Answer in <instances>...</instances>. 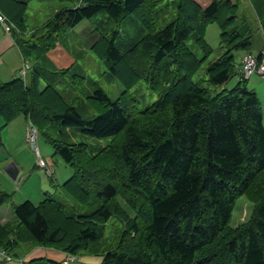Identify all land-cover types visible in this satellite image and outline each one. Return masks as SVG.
<instances>
[{
    "label": "trees",
    "instance_id": "16d2710c",
    "mask_svg": "<svg viewBox=\"0 0 264 264\" xmlns=\"http://www.w3.org/2000/svg\"><path fill=\"white\" fill-rule=\"evenodd\" d=\"M31 1L0 0V13L26 32ZM58 1L65 6L41 34L27 38L10 28L22 58L39 65H31L28 78L0 79V115L4 125L17 116L31 121L72 175L61 186L54 184L55 194L45 193L38 204L24 200L14 206L16 226L0 223V250L18 256L12 250L25 231L36 245L72 256L104 242L99 264H264V108L234 55L252 48L256 31L242 0H207L203 6L173 0L175 14L160 28L156 12L170 0ZM250 3L264 30V0ZM130 15L145 32L125 39L120 23ZM87 19L102 34V48L90 49L106 65L104 79L125 82L116 100L77 70L78 61L54 72L41 65L67 31ZM210 23L220 27V51L211 58L205 41ZM191 37L203 56L188 46ZM139 57L146 60L140 69L129 65ZM200 70L205 75L194 79ZM53 74L70 88L72 101L75 93L99 104L95 115L85 116L71 104ZM232 76L239 80L228 88ZM77 78L83 86H74ZM140 80L158 95L144 109H138L131 91ZM125 95L131 101L125 102ZM74 127L89 138L110 141L93 151L87 141L72 140ZM242 195L256 200L254 214L250 223L233 228L232 213ZM11 199L0 186V206ZM112 217L122 223L114 245L105 235ZM66 231L69 242L57 247ZM28 264L62 263L40 258Z\"/></svg>",
    "mask_w": 264,
    "mask_h": 264
},
{
    "label": "rangeland",
    "instance_id": "374dc122",
    "mask_svg": "<svg viewBox=\"0 0 264 264\" xmlns=\"http://www.w3.org/2000/svg\"><path fill=\"white\" fill-rule=\"evenodd\" d=\"M180 1V0H176ZM185 0H181V5H184ZM200 3V6H203L207 0H195V2ZM209 1V0H208ZM207 1V2H208ZM231 2H235L236 0H230ZM239 1V0H238ZM206 2V3H207ZM177 3V2H176ZM175 3V4H176ZM186 3V2H185ZM166 6H163L162 9L157 10L156 14L160 16V20L158 22V28L163 27L169 19H171L175 14V4L173 0L165 2ZM63 6L64 3L59 2L58 0H32L29 3V7L26 11L25 19L27 29L26 32H20L18 28L15 26L13 22L8 21V17L5 18V21L9 25V28H12L20 33L19 35L26 36L27 38H31L32 35H39L43 32L45 24L53 17V15ZM240 7L244 10H248L251 13L250 19H253L256 27V31L253 35V45L249 50L242 51V56L247 52H255L261 49H264V30H262L259 25V19L254 18V6L250 3V0H242ZM240 10V8H239ZM191 13H195L196 11H191ZM255 14V13H254ZM3 15V14H2ZM258 19V20H257ZM260 26V27H259ZM0 27L2 25L0 24ZM5 30V29H4ZM120 30L122 37L126 38H135L139 33L142 34L145 30L142 29L141 22L133 15L126 17L120 23ZM6 31V30H5ZM11 33L10 31H6ZM102 34L97 29L95 22L93 19H87L80 22L77 26L67 31L66 36L62 41L56 44L54 48L47 52V57L41 63V65H45L49 69L52 68V72L55 69H67L70 66L74 65L76 61H78L81 65L78 66L77 70H84L86 72V76L92 77L97 80L100 86L105 90V92L109 95V97L113 100H116L120 95H122L124 91V83L121 84L118 80H114L112 82H107L103 76L106 71V65L102 60L97 58V56L92 52L90 47L92 45H96L97 50L102 48L101 43L103 40L98 42L100 36ZM205 41L212 48V53L210 58L213 56H217L219 54V42H220V27L217 23H210L205 31ZM188 46L191 50L198 56H203V51L196 44L193 37L188 40ZM259 48V50H258ZM102 50V49H101ZM100 52V51H99ZM49 53V54H48ZM241 51L235 52L236 63L239 66L241 63L240 57ZM5 63L0 66V79L2 81H8L13 78V74H19L20 68L27 64L26 66V74L22 77L28 78L30 75L29 69L31 65H33V61L31 58H28L27 61L24 60V63L21 59V55L17 50L11 49L4 55ZM143 61L146 63V60L143 57L137 58V60L133 63H129V65H134L133 67L141 68ZM24 64V65H23ZM35 65H39L37 62ZM44 66V67H45ZM77 64H75V67ZM143 67V66H142ZM11 69V70H10ZM126 71L130 72L132 75L134 74L131 66H126ZM204 70H200L197 76H204ZM136 75V73H135ZM124 78L129 77L125 72L123 74ZM70 79V78H69ZM52 80L57 85V89L66 96L68 101H71V104L75 105L80 112H82L85 116H94L95 111L100 109V105L86 100L82 96H76L71 100L70 94L68 90L70 89L68 86L63 83H59L60 76L57 74H53ZM237 76H232L231 79L226 83V86L232 87L238 81ZM74 81V80H69ZM132 82V81H131ZM73 83L74 86L82 85L83 82L81 79L77 78ZM247 85L249 88H255L258 96L261 99L262 106L264 108V76L252 75L247 80ZM125 87L128 88V85L125 84ZM84 88V87H82ZM86 89V88H84ZM132 92L138 99L137 107L138 109H144L147 106L151 105L156 99L158 95L146 87L145 82L140 80L136 83L135 86L131 88ZM87 92V90H86ZM128 97V95H127ZM125 95V102L131 101L128 100ZM84 103L85 106L82 105ZM83 106V107H82ZM4 119L0 115V136L3 141V147L0 150V155H4V159L1 164H7L10 158L11 160L17 161L20 166H22L23 171L19 174L22 176V180L19 184H16V180L9 178L4 171L0 172V186L3 190L8 192L11 195L10 204H19L26 198L25 195H28L27 198L34 204H38L42 198L44 192H48L51 194H55L57 187H52L53 182L61 186L64 181H62V177L68 176V174L72 173V169L69 165H67L59 156L54 154V149L52 146L46 141L44 136L39 134L37 139V146L39 148L40 154L45 159L51 158L54 162L52 165L53 176H48L43 169H40L36 166V156L33 150L31 149L29 143L27 142L25 130H26V121L23 116H17L12 121H10L6 126L4 125ZM47 129H52L50 126H46ZM51 131V130H50ZM53 132V131H52ZM70 136L74 141H87L91 145V150L97 151L99 147L106 145L110 141V137L103 139H93L84 135L79 128H71L69 130ZM49 161V160H48ZM52 164V163H51ZM18 176V177H19ZM71 174L69 175V177ZM17 177V178H18ZM53 178V182L50 179ZM68 178V177H67ZM66 178V179H67ZM65 179V180H66ZM24 194V195H23ZM26 200V199H25ZM256 205V200L252 199L246 195L240 196L234 206V210L232 213L230 225L233 228L240 227L242 224L250 223L254 214V208ZM53 220L56 224L60 222V219L53 217ZM3 223V222H0ZM8 226H16L17 221H15V217L9 221L4 222V224ZM122 230V223L117 218L112 217L108 223L105 225V235L107 237V243L110 245H114L118 238L119 234ZM14 235V234H13ZM70 240L69 231L66 233L61 232L57 238V243L60 244L57 247H61V245L66 244ZM18 247L14 248L12 252L20 253L25 251H30L32 248L38 246L34 243L32 239H30L29 235L25 232H21V237L18 236ZM48 247V246H43ZM103 247L104 242H95L92 244V250L88 252H84L79 256L85 255H93V256H103ZM56 249V248H54ZM61 251L60 249H56ZM63 252V251H62ZM91 252V253H89ZM66 253V252H64ZM67 254V253H66ZM11 257V256H10Z\"/></svg>",
    "mask_w": 264,
    "mask_h": 264
},
{
    "label": "crops",
    "instance_id": "0c3cea01",
    "mask_svg": "<svg viewBox=\"0 0 264 264\" xmlns=\"http://www.w3.org/2000/svg\"><path fill=\"white\" fill-rule=\"evenodd\" d=\"M11 49L17 50L18 53L20 54L18 47L15 44L13 34L6 32L2 26V27H0V66L5 63V60H4L5 53ZM258 50H259V48H258ZM235 52H234V55H235ZM242 54H243V52L241 51L240 57L242 56ZM21 59L24 63V59L22 58V56H21ZM22 68H23V66L20 68V70ZM16 76H18V74L14 73L13 77H16ZM237 77L239 79V76H237ZM252 89H254L256 91L255 88H252ZM26 123H27V121H26ZM26 126H27V124H26ZM25 135H26V130H25ZM4 157H5L4 155H2V154L0 155V172L4 171L9 178H12L6 172V169H10V168L14 169V170L17 169V175L15 176V178H12V179L16 180V184H19L20 181L22 180V176L24 175V172H23V174L21 176H19L21 171H23L22 166H20V164L17 161L11 160L10 158L8 159L9 162L7 164H1ZM47 159L52 163V165H54V162L51 160V158H47ZM70 174L72 175V173H70ZM70 174H68V176L62 177V181H65V179L67 177L69 178ZM50 181L53 182V178H51ZM54 184L55 183L53 182L52 187H55ZM56 184H58V182H56ZM45 193H48V192H44V194ZM44 194H43V198H44ZM27 196L28 195H25V197H26L25 199L30 200V198H27ZM15 205L16 204H12V203L10 204V202H8V203L0 206V222L4 223V222L9 221L12 218H14V206ZM18 254H19L18 256H11L10 259H6L0 250V262H2L3 264H28L32 260L43 258V259H48V260L60 262L62 264H99L103 259V256H93V255L72 256V255L66 254L62 251L56 250L54 248L43 247V246H36V247L32 248L30 251L20 252Z\"/></svg>",
    "mask_w": 264,
    "mask_h": 264
},
{
    "label": "built area",
    "instance_id": "2783aa9c",
    "mask_svg": "<svg viewBox=\"0 0 264 264\" xmlns=\"http://www.w3.org/2000/svg\"><path fill=\"white\" fill-rule=\"evenodd\" d=\"M0 24L6 31H10L9 25L5 21L4 16L0 13ZM19 71V76H23L26 74V66ZM238 70L242 74V76L246 79L250 78L252 75L264 76V49L255 52H247L241 58V63L238 66ZM39 131L37 128L31 123V121L27 122L26 126V139L29 143L31 149L35 153L36 156V166L40 169H43L45 173L52 177L54 172L52 169V164L48 159H45L41 156L39 148L37 146V139L39 136ZM6 259H10L11 257L7 255L4 251H1Z\"/></svg>",
    "mask_w": 264,
    "mask_h": 264
},
{
    "label": "water",
    "instance_id": "95a60500",
    "mask_svg": "<svg viewBox=\"0 0 264 264\" xmlns=\"http://www.w3.org/2000/svg\"><path fill=\"white\" fill-rule=\"evenodd\" d=\"M6 172L12 177L15 178V176L17 175V169H6Z\"/></svg>",
    "mask_w": 264,
    "mask_h": 264
},
{
    "label": "bare ground",
    "instance_id": "6f19581e",
    "mask_svg": "<svg viewBox=\"0 0 264 264\" xmlns=\"http://www.w3.org/2000/svg\"><path fill=\"white\" fill-rule=\"evenodd\" d=\"M119 28V27H118ZM107 33V32H106ZM5 263V262H4ZM3 264V263H2Z\"/></svg>",
    "mask_w": 264,
    "mask_h": 264
}]
</instances>
